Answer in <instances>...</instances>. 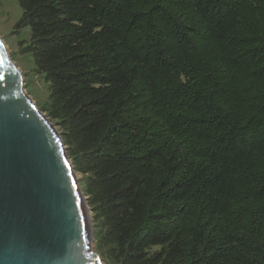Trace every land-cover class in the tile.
Here are the masks:
<instances>
[{"label": "trees", "instance_id": "16d2710c", "mask_svg": "<svg viewBox=\"0 0 264 264\" xmlns=\"http://www.w3.org/2000/svg\"><path fill=\"white\" fill-rule=\"evenodd\" d=\"M17 2L106 264H264V0Z\"/></svg>", "mask_w": 264, "mask_h": 264}, {"label": "water", "instance_id": "95a60500", "mask_svg": "<svg viewBox=\"0 0 264 264\" xmlns=\"http://www.w3.org/2000/svg\"><path fill=\"white\" fill-rule=\"evenodd\" d=\"M0 38V264H105L62 135Z\"/></svg>", "mask_w": 264, "mask_h": 264}, {"label": "rangeland", "instance_id": "374dc122", "mask_svg": "<svg viewBox=\"0 0 264 264\" xmlns=\"http://www.w3.org/2000/svg\"><path fill=\"white\" fill-rule=\"evenodd\" d=\"M22 14V8L17 0H0V38L2 39L10 58L23 75L25 91L29 94L38 109L42 111V105L48 99L49 84H47L44 77L35 70L36 67L33 57L30 54L23 52V47L30 39V32L28 29H23L20 32H17L14 28ZM43 113L47 115L44 111ZM55 127L61 134L58 126ZM76 177L79 181L84 197L90 248L92 252L101 254L97 249V232L99 224L96 221L94 211L88 204V197L83 190V176L76 172ZM103 261L106 264L104 259Z\"/></svg>", "mask_w": 264, "mask_h": 264}]
</instances>
